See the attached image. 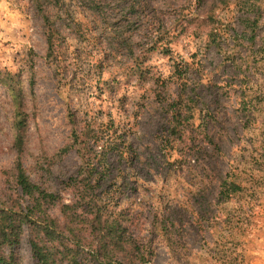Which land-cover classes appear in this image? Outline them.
<instances>
[{"label": "rangeland", "instance_id": "obj_1", "mask_svg": "<svg viewBox=\"0 0 264 264\" xmlns=\"http://www.w3.org/2000/svg\"><path fill=\"white\" fill-rule=\"evenodd\" d=\"M96 1L97 14L66 0L48 58L36 0H0V187L14 159L3 82L30 111V179L64 200L69 178L92 181L129 210L147 264H264V0L256 21L214 8L213 33V0ZM27 236L16 251L36 264Z\"/></svg>", "mask_w": 264, "mask_h": 264}, {"label": "trees", "instance_id": "obj_2", "mask_svg": "<svg viewBox=\"0 0 264 264\" xmlns=\"http://www.w3.org/2000/svg\"><path fill=\"white\" fill-rule=\"evenodd\" d=\"M76 1L85 4L87 11L96 14L102 4L96 0ZM232 1L242 6V10L256 13L254 21L261 17L262 9L258 0H213L202 20L209 25L212 33L216 32L213 26L214 8L224 7ZM65 2L66 0H36L48 58L54 55L58 39V30L54 26L55 17L67 18L69 8H66ZM203 5L204 0H198V6ZM169 29H165V33ZM152 34L151 31L148 36ZM162 34L155 33V41L149 51L154 50L157 43L163 40ZM167 44L168 41L163 47L164 52L169 51ZM2 84L9 91L13 102L10 150L14 159L4 171V186L0 187V264H21L16 249L26 232L31 256L36 264L149 263L154 251L147 243L139 242L130 232L133 219L129 210L114 209L111 200L97 195L92 181L69 178L64 187L71 194V199L64 200L60 194L30 179L23 165L30 118L28 104L22 91L11 84ZM68 149L69 147H65L63 151ZM221 185L227 194H235L241 190L240 183L234 180L225 179ZM51 211L56 214H51ZM162 231L165 232V228ZM163 240L167 239L164 237Z\"/></svg>", "mask_w": 264, "mask_h": 264}]
</instances>
